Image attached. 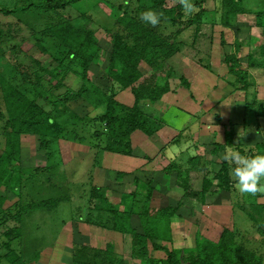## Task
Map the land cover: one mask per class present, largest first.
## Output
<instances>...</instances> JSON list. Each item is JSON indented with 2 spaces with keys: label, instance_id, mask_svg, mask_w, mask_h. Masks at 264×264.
<instances>
[{
  "label": "rangeland",
  "instance_id": "1",
  "mask_svg": "<svg viewBox=\"0 0 264 264\" xmlns=\"http://www.w3.org/2000/svg\"><path fill=\"white\" fill-rule=\"evenodd\" d=\"M45 1L68 0H0V80L9 81L53 115L46 134L51 159L40 149L38 137H25L21 195L1 192L9 199L6 207L20 199L21 202L0 221V264H10L5 258L9 252L15 253L20 262L37 264L47 256L44 254L53 250L68 264H74L83 254L90 255L93 264H146L149 260L165 264L167 254L155 252L152 245L148 247L147 262L136 257L131 236L114 228L117 222L111 209L131 210L145 198L149 187H155L157 192L153 194L155 206L174 208L184 201L171 220L173 244H160L182 250L185 255L197 254L204 258L206 241H209L216 248L211 254L218 253V256L224 250L223 230L228 229L231 232L225 236L224 244L228 245L225 254L230 263L264 264L261 248L264 245V190L240 193L234 187V180L230 190H223L217 179L225 162L222 159L225 152L212 154L215 146L226 148L230 132L232 138H228L236 146L241 143L246 150L252 148L255 155L264 153V119L247 115L245 107L254 98L264 103V69H249L251 87L245 94L233 86L227 87L234 79L224 63V57L232 54L240 59L243 68L248 66V57L261 59L264 34L257 24V15L264 10V0H242L247 13L227 23L225 18L234 17H227L224 0H191L195 8L191 13L185 12L180 0H166L165 11H157L149 0H115L111 4H108L111 0H100L104 1L102 5L99 0H87L56 11L49 9ZM23 8L27 11H22ZM148 10L159 16L156 26L140 19ZM123 14L137 16L174 45L177 52L153 71L147 64L140 67L145 74H157L158 83L167 85L169 92L156 103L140 104L143 116L148 117L149 125L154 128L152 136L130 132L126 123L117 122L115 130L120 128L121 135L111 145L117 152L108 150L111 131L106 124L110 118L104 116L101 120L107 107L94 109L81 97L65 102L64 94L78 93L84 86L97 89L115 95L123 104L124 108L112 106L114 116L132 114L131 92L123 90L109 77L113 40L128 36ZM179 14L184 22L201 18L200 23L187 26L183 22L175 26L166 21ZM58 24L62 27L74 24L78 30L94 32L101 51L87 69L82 60L71 64L68 49L49 31ZM61 63L69 67L63 69L62 79L53 73ZM116 69L120 71V66ZM183 78L190 83L189 89L183 84ZM202 82L204 85H200ZM203 98L205 102L199 103ZM194 101L200 105V111L189 104ZM181 109L195 115L193 125L188 124L189 119ZM5 114L0 88V156L5 150ZM177 114L183 120L178 121ZM160 121L165 124L161 128ZM171 121L175 123L173 127L169 125ZM176 137L180 144L173 143ZM191 158L199 159L194 170L190 166ZM173 160H177V170L189 178L188 193L201 192L206 181H213L203 203L192 194L184 197L186 191L177 186L176 175L169 178L164 174L163 170ZM48 201L52 203L49 209L24 215L20 222L13 218L14 212L24 205ZM135 225L140 228L137 220ZM8 229L17 230L10 240L5 236ZM7 243L10 248L5 246ZM188 243L192 244L191 248L187 247ZM84 247L89 250H83L75 258L74 253L79 252L76 250Z\"/></svg>",
  "mask_w": 264,
  "mask_h": 264
},
{
  "label": "trees",
  "instance_id": "2",
  "mask_svg": "<svg viewBox=\"0 0 264 264\" xmlns=\"http://www.w3.org/2000/svg\"><path fill=\"white\" fill-rule=\"evenodd\" d=\"M84 1L87 0H68L64 3H59L58 1L45 2L49 9L56 11L57 9H66L67 7L74 6ZM149 1L153 3V6L155 9H157V11H165L164 6L166 4V0ZM241 1L242 0H224L223 7L227 11V17H234L225 18L226 23L240 15L247 13ZM181 8V5L177 6L179 12L181 11ZM22 11L27 10L23 8ZM126 14H123L124 20L122 22L126 24V27L124 28H127L128 36H117L113 40L109 77L123 90H129L131 92L134 98V105L131 109L132 114L126 117H119L117 114L114 116V113L111 112L112 106L124 108L123 104H120L115 99V95H107L100 90L98 91L97 89H91L84 86L78 91V93L67 91L64 94L65 102L74 97H81L88 101L90 106H92L94 109H99L102 106L107 107V112L101 117V120L104 118V116L108 119L110 118V123L106 124L108 127H110L111 131L108 135V150L110 151L114 150L111 148V145L117 142L121 135V131L119 130L120 128L115 130L117 122L120 125L122 123H126L130 132L139 131L147 136L153 135L154 128L152 129V126L149 125L148 117L143 116L140 104L143 101L156 103L157 101L161 100L163 95L169 92V87L167 85L161 86L160 83H158L157 80L159 79V76L157 74H153V72L145 74L140 70V67L144 64H147L152 68L153 71V68L155 69L159 67L162 62H166L173 56L174 53L177 52L175 46L158 35V32L155 29L153 30L152 28H148V26L143 21L137 19V16ZM257 17V24L262 28L264 34V10L261 11ZM183 19L184 18H181L179 14V16L176 18H166V21L176 26L182 24L184 22ZM200 20L201 18H193V20L184 23L187 26H192L196 23H200ZM61 25L62 24L51 26L49 31L52 32L55 37L59 39L61 44H63V46L68 49L70 63L72 64L76 60H82L84 61V68L87 69L94 61H96L101 51L98 39L96 38L94 32L86 29L78 30L74 24H71L67 27H62ZM259 53L261 55L260 60H255L253 57H248L247 68L242 67L240 59H238L234 54L224 57V63L228 65V74L234 79L232 82H228L227 80L230 86H233L236 90L242 91L245 94L248 93L249 88L251 87V83L249 81V69H264V46L260 48ZM116 65L120 66V71L116 69ZM63 69L66 70L69 69V67L64 66L61 63L53 70L56 78H59L63 75ZM37 80L38 84L40 85L39 77ZM182 82L187 89L190 88L191 85L186 80V78H183ZM34 85L36 84L34 83L33 87ZM60 85L61 84L59 83V86ZM0 88L2 89L6 106V114L4 117L7 119L6 125L4 127V138L6 139L5 150L0 156L1 221L8 213L12 212V209L17 208L19 206L18 204L21 202L20 199L19 202H15L10 207H6L9 199L6 195H2L1 192L4 190V192H11L15 196L21 195L20 187L22 186L25 173L24 169L22 168V148L25 137H38L40 149L45 150L47 152L48 158L51 159L50 153L48 154L49 142L46 140V134L48 131L47 127L52 123L53 115H51L52 111H45L38 105L36 99L30 100L21 90L14 87L9 81L4 79L0 80ZM45 99L51 103L49 98ZM245 107L247 115L254 114L258 120L264 119V103H259L256 98H254L253 101H248ZM194 121L195 116L189 118L188 124L192 125ZM160 122L161 123L159 125L161 128L165 124L162 121ZM182 132L183 130L180 132V134ZM227 135L232 138L231 132L227 133ZM228 136L226 137L225 141L226 148L215 146L214 150H212L213 156L219 151L223 150L225 152L227 149L238 151L241 154L247 156H255V154H253L252 148L246 150V148L243 147L241 143L236 146L233 144V142H231ZM178 137H176L173 143L180 144V140H177ZM262 148H264V146ZM114 151L118 152L117 149ZM260 155H264V153H260ZM198 163V158L190 159V166H193L192 170L196 169V165ZM176 164L177 160H173L171 164L163 170L164 174L169 178L176 175L177 186L183 187L186 191L184 197L192 194V196L199 198L200 202L203 203L205 200V195L209 191V188L211 187L210 184L213 181H206L204 189L201 192L188 193L189 178L181 173L180 170H177L178 168ZM233 166L234 165H230L226 161L223 162L221 170L218 173V179L215 177L223 190H230L232 188L230 187V183L233 180L230 176V168ZM174 170H177L176 173H174ZM148 189L149 192L146 194L145 198L137 202L136 207L132 208L131 210L114 211L111 209V212L114 214V220L117 222V226L114 228L122 234L131 236L133 254H135L136 257L142 259L145 262L148 258V247L149 245H152V248L155 252L161 251L167 254V260L165 264H202L203 261L206 264H233L229 262V257L226 258L225 254V248L228 245L224 244V238L227 234H229V232H231L228 229L223 230L221 237V241L223 243H221V245L223 244L222 248L224 250L218 255L219 257L217 256L218 253L211 254L216 248L215 245L209 241H206L205 250L207 254L204 255V258L197 254L185 255L182 250H177L174 247L168 248L167 246L160 244L161 242L173 244V233L170 226L171 220L183 207L184 201L183 203L180 202V204L174 208L168 206L163 207L162 205L158 207L154 205L153 194L155 195V193H157L155 187H149ZM50 207H52V203L49 201L39 204H27L22 206L19 211L16 210L13 214V218L17 222H20L24 215H28L31 212L42 209H49ZM136 220L140 223V228L135 225ZM99 223L101 222L99 221ZM16 231V229H8L5 231V236L10 240L13 238ZM5 246L10 248L8 243L5 244ZM83 250L89 249L84 247L81 250H76L79 252L74 253V257L75 255L85 252ZM15 256L16 255L13 252L5 254V258L10 264H25V262H20V260ZM74 264H93V260L90 255L88 256L87 254H83L81 259L76 258ZM146 264H163V262L156 263L153 260H149Z\"/></svg>",
  "mask_w": 264,
  "mask_h": 264
},
{
  "label": "clouds",
  "instance_id": "3",
  "mask_svg": "<svg viewBox=\"0 0 264 264\" xmlns=\"http://www.w3.org/2000/svg\"><path fill=\"white\" fill-rule=\"evenodd\" d=\"M180 2L186 13L195 10L191 0H180ZM140 19L152 26L159 23V16L152 10L143 12ZM222 159L234 165L230 168V176L235 181L234 187L240 193H256L264 190V155L247 156L228 149Z\"/></svg>",
  "mask_w": 264,
  "mask_h": 264
},
{
  "label": "crops",
  "instance_id": "4",
  "mask_svg": "<svg viewBox=\"0 0 264 264\" xmlns=\"http://www.w3.org/2000/svg\"><path fill=\"white\" fill-rule=\"evenodd\" d=\"M100 1V0H99ZM114 1L115 0H111V1H108L109 3L108 4H111V3H114ZM102 2H104V1H100V4L102 5ZM145 65V64H144ZM144 65H142L143 67H144ZM211 78H213V77H211ZM226 82V81H225ZM203 84H200V85H204V82H202ZM226 84H227V82H226ZM228 86V88L230 87L229 86V84H227ZM193 89V90H192ZM231 90V89H230ZM230 90H228V92L230 91ZM191 91L192 92H194L195 91V88H191ZM208 91V89H206V92ZM213 92H215V91H213ZM126 95V97H129V95L128 94H125ZM209 96H210V94H209ZM197 99V98H196ZM186 101V100H185ZM231 101V99H229L228 100V102H230ZM197 101H194L193 103H189V104H191L192 105V107H195L196 108V110L197 111H200V110H198V108H200V105L199 106H197V104H195ZM199 102V101H198ZM205 102V100H204V98H203V100L201 99L200 100V102L199 103H204ZM227 102V101H226ZM185 104V103H184ZM183 104V105H184ZM181 112H182V114H185L187 117H188V119L189 118H191V117H194L195 115H192V114H188L187 112H185L184 113V111L181 109ZM180 112V113H181ZM188 114V115H187ZM167 115V114H166ZM165 115V116H166ZM168 117H169V114H168ZM176 118H177V120L178 121H180V120H183L182 119V117H178V114H177V116H176ZM187 120V119H186ZM188 121V120H187ZM170 126H174L175 125V123H173L172 121L170 122V124H169ZM193 125V124H192ZM172 126V127H173ZM169 146H167V148H168ZM171 147V146H170ZM163 148H165V145H164V147ZM176 151V150H175ZM174 151V152H175ZM178 151V150H177ZM176 151V152H177ZM175 152V153H176ZM212 212V211H211ZM214 219V218H213ZM214 221V220H213ZM214 227V226H213ZM93 234H95V232H93ZM187 247H192V244L191 243H188V245H187ZM262 249H264V245L261 247ZM264 252V251H263ZM57 254H58V252H57V250H53V251H51V252H49V254H44V255H47V256H45V257H43L42 259H41V261H39L37 264H68L65 260H62V259H60L58 256H57ZM58 258V259H57ZM35 264V263H34Z\"/></svg>",
  "mask_w": 264,
  "mask_h": 264
}]
</instances>
